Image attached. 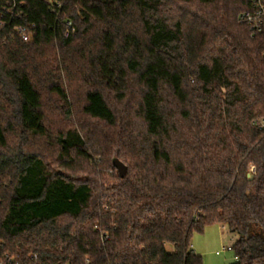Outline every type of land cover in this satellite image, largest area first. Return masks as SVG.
I'll list each match as a JSON object with an SVG mask.
<instances>
[{"label": "trees", "instance_id": "trees-1", "mask_svg": "<svg viewBox=\"0 0 264 264\" xmlns=\"http://www.w3.org/2000/svg\"><path fill=\"white\" fill-rule=\"evenodd\" d=\"M251 3L0 0L15 15L0 26V264H203L192 237L213 225L237 236L233 264H264ZM53 112L84 122L51 135ZM114 159L128 174L108 183Z\"/></svg>", "mask_w": 264, "mask_h": 264}, {"label": "rangeland", "instance_id": "rangeland-1", "mask_svg": "<svg viewBox=\"0 0 264 264\" xmlns=\"http://www.w3.org/2000/svg\"><path fill=\"white\" fill-rule=\"evenodd\" d=\"M51 114L48 113V131L51 135L68 129L70 126L77 125V127H81L84 122V120L80 118L79 113L72 119L66 118L61 112H53ZM30 144L33 146L34 150L43 153L45 159L50 161L56 159L57 149L49 145L46 140L32 139ZM15 146H20L19 140L16 142ZM78 167V171H84L86 169L85 165H80ZM78 171H66V173L75 177H85L84 173L82 174ZM97 172L101 174L100 178L102 177V179L108 183H114V180L110 176L117 177L118 173L117 170L113 171L108 167H98ZM236 239L237 236L229 232L228 229L213 225L206 228L203 234L194 233L191 244L196 254L202 257L203 264H233L236 262L234 251L224 250L228 247H232ZM167 250L168 252H173V247L168 245ZM217 252H220L219 256L216 255Z\"/></svg>", "mask_w": 264, "mask_h": 264}, {"label": "built area", "instance_id": "built-area-1", "mask_svg": "<svg viewBox=\"0 0 264 264\" xmlns=\"http://www.w3.org/2000/svg\"><path fill=\"white\" fill-rule=\"evenodd\" d=\"M251 6L252 7L250 11L243 13L240 16V22L244 25H247L253 32V35H256L264 30V0H252ZM11 10L12 9L8 7H3L0 11V26L2 29L8 27L15 17L14 12L12 13ZM13 10H15V5ZM6 13H8L9 17H7V15L5 16ZM21 13L19 12L16 16H19ZM15 30L16 35L21 38L23 42L30 43L33 41V33L27 28L19 26ZM224 251H232V248L228 247ZM216 255L219 256L220 252H217Z\"/></svg>", "mask_w": 264, "mask_h": 264}, {"label": "water", "instance_id": "water-1", "mask_svg": "<svg viewBox=\"0 0 264 264\" xmlns=\"http://www.w3.org/2000/svg\"><path fill=\"white\" fill-rule=\"evenodd\" d=\"M113 166L117 170L120 178H124L128 174V168L119 159L113 160Z\"/></svg>", "mask_w": 264, "mask_h": 264}, {"label": "crops", "instance_id": "crops-1", "mask_svg": "<svg viewBox=\"0 0 264 264\" xmlns=\"http://www.w3.org/2000/svg\"><path fill=\"white\" fill-rule=\"evenodd\" d=\"M224 229V228H223ZM237 240V239H236ZM194 250V249H193ZM196 253V252H195Z\"/></svg>", "mask_w": 264, "mask_h": 264}]
</instances>
